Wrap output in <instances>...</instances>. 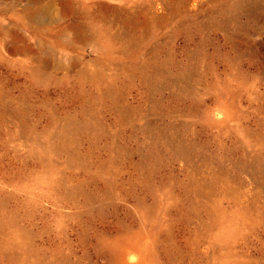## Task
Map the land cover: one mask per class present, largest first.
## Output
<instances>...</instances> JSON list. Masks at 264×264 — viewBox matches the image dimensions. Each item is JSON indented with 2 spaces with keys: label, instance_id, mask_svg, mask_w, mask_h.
Returning <instances> with one entry per match:
<instances>
[{
  "label": "rangeland",
  "instance_id": "1",
  "mask_svg": "<svg viewBox=\"0 0 264 264\" xmlns=\"http://www.w3.org/2000/svg\"><path fill=\"white\" fill-rule=\"evenodd\" d=\"M0 264H264V0H0Z\"/></svg>",
  "mask_w": 264,
  "mask_h": 264
}]
</instances>
